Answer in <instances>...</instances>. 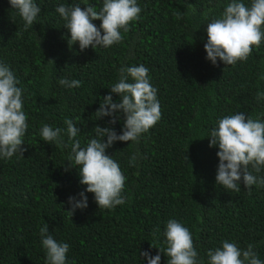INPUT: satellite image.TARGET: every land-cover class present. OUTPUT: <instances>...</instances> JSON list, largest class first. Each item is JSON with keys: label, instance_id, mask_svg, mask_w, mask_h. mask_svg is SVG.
I'll list each match as a JSON object with an SVG mask.
<instances>
[{"label": "trees", "instance_id": "1", "mask_svg": "<svg viewBox=\"0 0 264 264\" xmlns=\"http://www.w3.org/2000/svg\"><path fill=\"white\" fill-rule=\"evenodd\" d=\"M34 2L42 11L25 30L9 0H0V62L19 81L28 124L23 155L0 156V264H48L39 231L45 223L54 239L69 244L66 264H147L140 252L155 256L167 247L170 219L192 233L197 264H209L208 251L224 240L241 249L252 244L264 262V186L249 191L242 178L239 192L217 185L219 147L209 146L212 129L225 116L244 112L264 122V99H256L264 92V40L234 65L206 59L207 24L221 18L232 0H137L140 18L128 32L121 29V42L85 50L78 42L69 48L70 32L55 8L92 3L99 11L103 0ZM93 23L99 28L102 21ZM140 64L158 89L162 115L138 142L116 141L106 150L126 177V202L99 208L94 193H86L88 207L72 216L68 198L87 186L76 169L65 170L70 147L43 141L40 130L44 124L61 128L68 143L64 121L72 119L81 129V147L99 138L93 130L98 125L122 134L123 118L112 125V117L96 112L109 94L120 101L110 90L120 69ZM64 78L81 86L65 87L59 83ZM249 171L264 177V166L256 172L249 165ZM167 259L161 254V264Z\"/></svg>", "mask_w": 264, "mask_h": 264}, {"label": "clouds", "instance_id": "2", "mask_svg": "<svg viewBox=\"0 0 264 264\" xmlns=\"http://www.w3.org/2000/svg\"><path fill=\"white\" fill-rule=\"evenodd\" d=\"M9 2L24 21L25 30L33 26L42 11L34 0ZM84 5L86 8H82L81 3L70 6L61 4L55 8L66 22L64 27L70 32L67 41L70 49L77 42L81 50L90 46L95 49L97 46L109 47L121 42V29L128 32L129 25L139 20L141 13L137 0H103L99 11L92 3ZM176 15L178 19L181 18L179 13ZM95 20L102 21L99 28L93 23ZM262 29L264 0H251L248 6L242 0H232L221 18L207 24V42L204 44L206 59L213 65L217 64L218 59L226 65L246 61L253 46L258 49L264 40ZM53 62L49 60V63ZM120 73L119 81L110 87L111 93L119 94L120 101L115 102L111 94L103 97L96 114L100 118L112 117V125L123 118L122 134H118L114 127L98 125L93 130L99 138H91L86 147H81V142L77 139L81 129L72 119L64 121L68 143L62 138L64 130L61 128L44 124L40 130L43 141L49 144L55 142L61 149L70 147L69 163L65 170L76 169L80 183L87 186L77 195L69 196L67 203L71 208L68 212L72 216L77 209L84 210L88 207L86 193H94L99 208L112 209L126 202L122 196L126 177L113 157L106 154V150L116 141L138 142L141 134L148 132L161 119L158 89L150 83L149 69L140 64L122 67ZM129 77L132 82H129ZM261 78L264 79V76ZM18 83L10 66L0 62V156L9 159L16 153L23 155L27 150L22 147L28 124L23 111V90L17 86ZM59 83L65 87L76 88L82 82L64 78ZM256 99H264V92H257ZM217 124L218 127L212 129L209 136V146L219 147L217 185L239 192L242 178L249 191L253 185L264 186V177L258 178L249 171V165L256 172H260L264 166V122L239 112L221 118ZM136 159V155H132L130 163L134 164ZM39 231L48 264H66L69 244L54 239L47 223ZM165 236L167 247L159 248L157 255L152 256L149 251L140 252V256L147 258V264H161V254L168 257L167 264H197L198 253L192 233L187 227L175 219H170L166 225ZM152 247L158 248L154 244ZM253 248L249 244L246 249H241L236 243L224 240L222 247L208 251L209 264H264Z\"/></svg>", "mask_w": 264, "mask_h": 264}]
</instances>
